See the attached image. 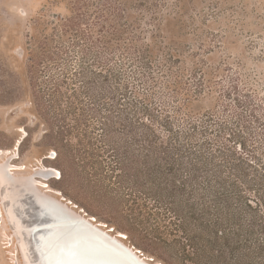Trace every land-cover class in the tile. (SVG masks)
<instances>
[{
	"label": "rangeland",
	"instance_id": "374dc122",
	"mask_svg": "<svg viewBox=\"0 0 264 264\" xmlns=\"http://www.w3.org/2000/svg\"><path fill=\"white\" fill-rule=\"evenodd\" d=\"M92 41V51L113 58L123 73L131 100L157 103L162 93L170 96L176 87L178 100L190 103L187 111H204L224 99L221 85L228 86L231 75L237 78L241 94L249 91L264 100V0H0V178L4 177L0 179V264H60L57 259L64 255L55 256L56 248L71 234H65L64 228L46 231L50 220L41 212L48 204L33 188L55 199L91 233L115 240L132 255L133 264H198L208 258L218 263L213 255L194 254L165 211L156 206L155 194L165 184L164 170L156 166L144 137L116 113L111 96L99 98L97 107L102 110L79 122L68 114L61 122L65 102L51 107L47 90L39 99V84L44 89L52 76L62 78V72L52 59L31 66L34 54L47 55L64 46L74 67L80 46L88 47ZM196 77L206 79L201 95L194 92ZM118 84L112 77L107 82L112 90ZM226 100L233 103V98ZM68 124L71 131L66 132ZM59 130L66 132L63 141L56 134ZM117 156L126 158L127 172L119 170L115 176L107 164L116 162ZM21 216L26 217L22 222L26 225L18 227ZM62 221L71 226L67 218ZM91 238L83 239L84 250ZM21 243L28 248L30 244V249L23 250ZM72 249L67 251L70 257L76 253Z\"/></svg>",
	"mask_w": 264,
	"mask_h": 264
},
{
	"label": "trees",
	"instance_id": "16d2710c",
	"mask_svg": "<svg viewBox=\"0 0 264 264\" xmlns=\"http://www.w3.org/2000/svg\"><path fill=\"white\" fill-rule=\"evenodd\" d=\"M94 47L93 41L80 46L74 67L64 46L47 55L34 54L31 66L52 59L62 72V78L52 76L44 89L39 84V99L47 90L51 107L65 102L59 120L65 122L68 114L79 122L102 110L97 107L99 98L111 96L116 113L144 137L156 166L164 170L165 184L155 194L156 206L184 235L194 254L219 260L208 258L198 264H264V100L249 91L241 94L232 75L228 86L221 85L224 99L204 111H187L190 103L178 100L176 87L170 96L162 93L157 103L131 100L129 84L122 82L123 73L113 58L92 51ZM110 77L119 82L113 90L107 85ZM36 81L35 77L34 85ZM205 87L206 79L198 77L194 92L201 95ZM226 98H233V103ZM123 99L128 102L123 104ZM66 132L56 134L63 141ZM117 158L107 164L115 176L119 170L127 172L126 158Z\"/></svg>",
	"mask_w": 264,
	"mask_h": 264
},
{
	"label": "bare ground",
	"instance_id": "6f19581e",
	"mask_svg": "<svg viewBox=\"0 0 264 264\" xmlns=\"http://www.w3.org/2000/svg\"><path fill=\"white\" fill-rule=\"evenodd\" d=\"M18 144V143H17ZM5 165V164H4ZM10 166H12L11 164H9ZM15 165V164H14ZM13 165V166H14ZM12 166V167H13ZM0 167H1V165H0ZM2 167H4V166H2ZM6 167H8V166H6ZM19 167V166H18ZM13 169V168H12ZM49 169V168H48ZM52 169V168H51ZM50 169V170H51ZM4 171H5V169H3ZM10 170V169H9ZM9 170H8V172H9ZM53 171H55V170H53ZM1 173H2V171H0ZM37 172V171H36ZM12 173V172H11ZM4 174V173H3ZM2 174V176H4ZM41 174V173H40ZM32 177V176H31ZM45 177V176H44ZM2 178V177H1ZM0 178V179H1ZM4 178V177H3ZM3 178L1 179V181L3 180ZM23 179H25V178H23ZM7 180V179H6ZM6 180H4V181H6ZM30 180V179H29ZM28 180V181H29ZM0 181V183H3V182H1ZM25 181V180H24ZM31 181V180H30ZM29 181V182H30ZM7 183V182H6ZM22 183H24V185L27 187V181H25V182H22ZM37 183V182H36ZM1 185V184H0ZM8 184H6V186H7ZM10 185V184H9ZM5 186V185H4ZM11 186V185H10ZM35 186H37V185H35ZM44 186H45V184H44ZM3 187V186H2ZM28 187H30V186H28ZM3 189V188H2ZM2 189H0V190H2ZM5 189V188H4ZM33 189H35V188H33ZM3 191H5V190H3ZM19 191V190H18ZM28 191V190H27ZM41 191V190H40ZM7 192H9V191H7ZM12 192V191H11ZM15 192H16V190H15ZM24 192V191H23ZM22 192V193H23ZM12 194V193H11ZM44 194V193H43ZM8 195V194H7ZM33 195H35V194H33ZM41 195H42V192H41ZM14 197H16V194L15 195H13ZM22 196V195H21ZM24 197H26L25 196V193H24V195H23V198H21V200L22 199H25ZM35 197V196H34ZM43 197V196H42ZM40 198L41 199V201H43V202H45V203H47L48 205V209L46 208V209H42V212L40 211V210H38L39 212H41V214L42 213H45L46 214V218L48 219V220H50V222H49V224H48V226L46 227L47 229H46V231H50V232H53V231H59L60 229L59 228H64V231H66V232H64L65 234H71V235H68L67 237H69L70 239H69V241L68 242H70L69 244L67 243V238H66V242L64 241L65 239H64V237H63V241L61 242V244H60V246L58 247V248H56L57 249V252H56V255L55 256H59V255H63V254H66L67 253V251H68V249H70V248H72L73 246H72V244L74 243V241L76 240V243H77V245H78V247L79 246H81V248L83 247L82 245H83V239L85 238V237H87L88 236V238L90 237H92L93 235H94V237H93V239L91 238V243H90V247L88 248L89 250H95L96 252H99L100 254H102V253H104V252H107L108 253V255L110 256V257H115V258H118V259H123L121 256H119V254H117V253H115L114 252V247H116V248H118V249H123V248H121L119 245H117V244H115L114 243V241L112 242V241H110V240H108L107 238H105V236L103 235V234H101V233H97L96 231V233H91L90 232V230H89V228L88 227H86V226H84L83 224H81V223H76L75 225H73L72 227L71 226H65L64 225V223H63V221H62V218H59L58 216H57V214H59L58 212L59 211H56L55 209H54V207H53V203L52 202H55V199H54V201H52L50 198H47V197H43V198ZM4 198V197H3ZM6 198H4V200H5ZM11 199V198H10ZM10 199H8L7 198V201L8 202H10L9 200ZM14 199V198H13ZM40 199H38V200H40ZM20 200V199H19ZM20 200V201H21ZM12 201V200H11ZM16 201V200H15ZM18 201V200H17ZM51 201V202H50ZM5 203H6V201H5ZM23 203V202H22ZM21 203V204H22ZM44 203V204H45ZM25 204V203H24ZM32 204V203H31ZM33 204H34V202H33ZM4 205V204H3ZM10 205V204H9ZM18 205H20V204H18ZM32 206V205H31ZM34 206L35 205H33L32 207L34 208ZM6 207V206H5ZM19 207V206H18ZM28 207V206H27ZM37 208H38V206H36ZM40 207V206H39ZM12 208V207H11ZM26 208V207H25ZM29 208V207H28ZM31 208V207H30ZM10 209V208H9ZM6 210V209H5ZM8 210V209H7ZM35 210H37L36 208H35ZM24 211V210H23ZM27 211V210H26ZM33 211V210H32ZM61 211V210H60ZM7 213H8V211H7ZM6 213V214H7ZM9 213H10V211H9ZM21 213H23L22 211H21ZM27 213V212H26ZM29 213V212H28ZM36 213V212H35ZM19 214V213H18ZM18 214H16V216H18ZM32 214V213H31ZM34 214V213H33ZM37 214V213H36ZM7 215H9V214H7ZM60 215V214H59ZM10 217H12V215H11V213H10V215H9ZM27 217H29V216H27ZM39 218L40 217H42V216H38ZM19 218V217H18ZM22 216L19 218V220L21 221V223H20V225H18V227L19 226H21V224H24V223H22V222H24L23 220V218H25L26 219V217H23L22 219ZM38 218V219H39ZM83 218V217H82ZM10 219V218H9ZM12 219H13V217H12ZM17 219V218H16ZM36 219V218H35ZM34 219V220H35ZM28 221L30 220V219H27ZM31 220H33V219H31ZM47 220V221H48ZM68 220V219H67ZM83 220V219H82ZM28 221H25V222H28ZM37 221V220H36ZM84 222V221H83ZM90 222V221H89ZM18 223V222H17ZM32 223V222H31ZM42 223V222H41ZM48 223V222H47ZM69 223V222H68ZM91 223V222H90ZM38 224V223H37ZM74 224V223H73ZM85 224H86V222H85ZM89 224V223H88ZM24 225H26V223L24 224ZM23 225V226H24ZM32 225V224H31ZM99 225H101L102 226V224L100 223ZM22 226V227H23ZM28 226H29V228H31L30 227V225L28 224ZM34 226H35V224H34ZM88 226V225H87ZM27 227V226H26ZM37 228V230H39V231H42V230H40L38 227L39 226H36ZM73 227H76L75 229H72ZM96 227V226H95ZM42 228V227H41ZM43 229V228H42ZM91 229V228H90ZM31 230H33V229H31ZM31 230H29V231H31ZM96 230H97V228H96ZM25 232H27L28 233V231H25ZM24 232V233H25ZM33 232H34V230H33ZM33 232H31V233H33ZM75 232V233H74ZM100 232V231H99ZM23 233V232H22ZM37 233H39V232H37ZM15 234V233H14ZM18 234H19V231H18ZM49 234V233H48ZM55 234V233H54ZM91 234H92V236H91ZM29 235H31V234H29ZM29 235H27V237H25V236H23V237H25V238H28L29 240H30V238H29ZM38 235V234H37ZM50 235V234H49ZM61 235V234H60ZM107 235V234H106ZM34 236H36L35 234H33V237ZM52 236V235H51ZM31 238H32V235L30 236ZM18 238H21V237H18ZM37 238H39V237H37ZM54 238H55V236H54ZM73 238H75V240L73 239ZM27 239V240H28ZM42 239H43V237H42ZM19 240H22V239H19ZM41 240V239H40ZM39 239H38V241H40ZM57 240H58V238H57ZM103 240H105V241H107L108 242V244L109 245H105V243H103L102 241ZM35 241V240H34ZM45 241L46 240H44L43 242L45 243ZM59 241V240H58ZM36 242H37V240H36ZM35 242V243H36ZM41 242L42 241H40V244H41ZM48 242V241H47ZM54 242V241H53ZM55 242H57V241H55ZM106 242V243H107ZM67 243V244H66ZM23 246H21L22 248H23V250H24V247H25V249L26 248H28V247H26V245L25 244H23V243H21ZM32 244V243H31ZM38 244H39V242H38ZM50 244V243H49ZM57 244H58V242H57ZM56 244V245H57ZM65 244V245H64ZM25 245V246H24ZM32 245H34V243L32 244ZM42 245H44L43 243H42ZM27 246H29V248L28 249H30V244H28ZM46 246V245H45ZM51 246V245H50ZM35 247L37 248L38 246H37V244H35ZM41 248H43L42 246H40ZM54 247H56V246H54ZM21 248V249H22ZM41 248H37V249H41ZM53 248V247H52ZM86 248V247H85ZM28 249H26V250H28ZM33 249V248H32ZM84 249V248H83ZM22 250V251H23ZM25 250V251H26ZM34 250V249H33ZM124 250V249H123ZM71 251V250H70ZM35 252V251H34ZM47 252V251H46ZM50 252H52L51 250H50ZM49 252V253H50ZM54 252V251H53ZM52 252V253H53ZM69 252V251H68ZM45 253V252H44ZM44 253L42 254L43 255V258L45 257L46 258V256H44ZM25 254H27V253H25ZM36 254V253H35ZM71 254H72V252H71ZM75 254V253H74ZM27 256V255H26ZM47 256H50V255H48L47 254ZM55 256H52L53 258L55 257ZM38 258V257H37ZM40 258V257H39ZM44 258V259H45ZM51 258V257H50ZM53 258L51 259V260H53ZM125 259H123V260H129V261H132V255H128V254H125V257H124ZM152 258V257H151ZM32 260H33V258H31ZM42 259V258H41ZM118 259H114L113 258V260H118ZM44 261V260H43ZM48 261V260H47ZM33 262L34 261H32V264H33ZM37 262H39V260L37 261ZM51 262H54V261H51ZM35 263V262H34ZM40 263L41 264H43V262H41L40 261ZM49 263V262H48ZM47 262H45V264H48ZM60 263V262H59ZM28 264V263H27ZM36 264V263H35ZM51 264V263H50ZM138 264V263H137Z\"/></svg>",
	"mask_w": 264,
	"mask_h": 264
},
{
	"label": "water",
	"instance_id": "95a60500",
	"mask_svg": "<svg viewBox=\"0 0 264 264\" xmlns=\"http://www.w3.org/2000/svg\"><path fill=\"white\" fill-rule=\"evenodd\" d=\"M12 182L19 183V180L12 178ZM34 191L36 195H38L39 197H42V195L39 193L37 189H34ZM52 203L55 205V207H58L61 209V214L60 215L57 214V216L59 218H65V219L67 218L68 220H70L71 222L69 221V225H71V227L75 225L76 223H79V220L74 214L67 212L62 207H60L57 203L55 202H52ZM73 239L75 240V238ZM68 241L69 240H67V243L69 244L70 242ZM72 246H73V249H72L73 252H76L75 255L70 257L66 253L63 255L62 258H58L57 262H60V264H131V263L133 264V262L129 260H123L125 259L124 258L125 254L129 255V253L125 251V249L123 250V249H118L114 247L115 248L114 252L119 254V256H121L123 259H118V258L113 257L114 259H118V260H113V258L110 257L107 252L100 254L99 252H96L95 250H89V249L84 250L83 248L78 247L76 240L74 241Z\"/></svg>",
	"mask_w": 264,
	"mask_h": 264
}]
</instances>
